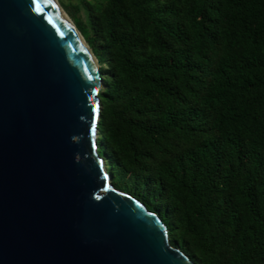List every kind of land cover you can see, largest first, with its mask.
<instances>
[{
    "label": "trees",
    "instance_id": "trees-1",
    "mask_svg": "<svg viewBox=\"0 0 264 264\" xmlns=\"http://www.w3.org/2000/svg\"><path fill=\"white\" fill-rule=\"evenodd\" d=\"M90 6L113 180L194 264H264V0Z\"/></svg>",
    "mask_w": 264,
    "mask_h": 264
},
{
    "label": "water",
    "instance_id": "water-1",
    "mask_svg": "<svg viewBox=\"0 0 264 264\" xmlns=\"http://www.w3.org/2000/svg\"><path fill=\"white\" fill-rule=\"evenodd\" d=\"M60 11L0 0V264H194L110 181L100 68Z\"/></svg>",
    "mask_w": 264,
    "mask_h": 264
},
{
    "label": "rangeland",
    "instance_id": "rangeland-1",
    "mask_svg": "<svg viewBox=\"0 0 264 264\" xmlns=\"http://www.w3.org/2000/svg\"><path fill=\"white\" fill-rule=\"evenodd\" d=\"M54 1L56 4H58L63 9V11H65L64 7H67L71 11V13L73 14V16L75 18L79 19L84 25H89V19H90V13H91L89 10V8L91 7L90 4H96V3L104 1V0H54ZM68 17L72 21V18L70 16H68ZM73 24H74V22H73ZM97 62H98L99 68L101 70L100 75H101V78L103 79V85H102L103 86L102 89H103V88H105V81L108 79L109 71L107 69V66L102 64L98 59H97ZM98 137H99V135H98ZM102 152H103V154H102ZM100 153L104 158L103 160L105 161V165L107 164L106 170L109 173H112L113 170H111V168L109 166L110 154L105 150L100 151ZM115 181L116 180H113V177H112V179H111L112 184L115 186V184L118 183V187H116V188L118 190L124 192V193L129 194V190H132V191L134 190L133 185L131 183H128L126 185L124 182H118V181L115 182ZM129 195H131V194H129ZM155 213H157V212H155ZM171 244H173L174 246L179 248V244L176 241L175 242L172 241ZM183 253H185V252H183ZM185 255H187V254L185 253Z\"/></svg>",
    "mask_w": 264,
    "mask_h": 264
},
{
    "label": "bare ground",
    "instance_id": "bare-ground-1",
    "mask_svg": "<svg viewBox=\"0 0 264 264\" xmlns=\"http://www.w3.org/2000/svg\"><path fill=\"white\" fill-rule=\"evenodd\" d=\"M51 1H53L54 3H55V1L54 0H51ZM60 12H62L63 13V11H60ZM63 16L66 18V19H68L67 17H66V15L63 13ZM70 24H71V22H70ZM85 44V43H84ZM85 46L87 47V45L85 44ZM88 50H89V48H87ZM89 52L91 53V51L89 50ZM93 56V55H92ZM104 161V160H103ZM104 164H105V161H104ZM105 168H106V165H105ZM111 181V180H110Z\"/></svg>",
    "mask_w": 264,
    "mask_h": 264
},
{
    "label": "snow or ice",
    "instance_id": "snow-or-ice-1",
    "mask_svg": "<svg viewBox=\"0 0 264 264\" xmlns=\"http://www.w3.org/2000/svg\"><path fill=\"white\" fill-rule=\"evenodd\" d=\"M39 10H40V9H39V7L37 6V11L39 12Z\"/></svg>",
    "mask_w": 264,
    "mask_h": 264
}]
</instances>
